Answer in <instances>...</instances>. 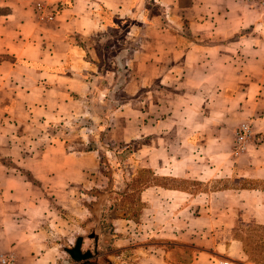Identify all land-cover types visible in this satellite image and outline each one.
<instances>
[{"label":"crops","instance_id":"0c3cea01","mask_svg":"<svg viewBox=\"0 0 264 264\" xmlns=\"http://www.w3.org/2000/svg\"><path fill=\"white\" fill-rule=\"evenodd\" d=\"M37 1L59 7L52 21ZM0 7V255L75 264L85 221L112 264H264V14L239 0Z\"/></svg>","mask_w":264,"mask_h":264},{"label":"built area","instance_id":"2783aa9c","mask_svg":"<svg viewBox=\"0 0 264 264\" xmlns=\"http://www.w3.org/2000/svg\"><path fill=\"white\" fill-rule=\"evenodd\" d=\"M251 6L260 14H264V0H239ZM58 6L46 4L43 1H37L35 4V11L40 21H52ZM251 135L250 127L247 124H241L236 131V144L238 150L244 148V144L248 137ZM222 264H230L227 260L221 262ZM0 264H16L15 256L12 253H6L0 255Z\"/></svg>","mask_w":264,"mask_h":264},{"label":"rangeland","instance_id":"374dc122","mask_svg":"<svg viewBox=\"0 0 264 264\" xmlns=\"http://www.w3.org/2000/svg\"><path fill=\"white\" fill-rule=\"evenodd\" d=\"M7 10H8V8H6V7H0V15L1 14H4V13H6L7 12ZM98 189H100L101 191L102 190H104L105 189V187L104 188H102V187H100V188H98ZM92 197V198H91ZM89 196V199H91L92 201H101L100 199H98V197H95L94 195L93 196ZM103 200V202H104V209H108L109 207H112V206H114V205H116L118 202L117 201H115V200H111V199H109V201L108 202H106L105 203V200L104 199H102ZM112 201V202H111ZM133 201V200H132ZM133 203H134V201H133ZM132 203V204H133ZM105 205H106V207H105ZM119 206H116L115 208L116 209H120L121 207H119ZM136 207V206H135ZM105 213V212H104ZM104 213H103V215H102V217H101V223H102V231H109V232H112V230H110V222H108V220H104ZM89 224V229L87 230V231H85V232H82L81 233V236L83 237V238H85V241H84V244L82 245V247H81V251H82V253H85V251H90V257H89V261H90V263L91 264H112V262L109 260V259H107L105 256H106V254H107V252L109 251V249L108 248H105V246H102V245H100L99 247H95V245H94V242H93V240H89L88 239V234H89V232H90V230H95V232L97 233V235L98 234H102L103 232H99V228H97L96 229V227H93L92 225V222H88V223H86L85 221H82V223H81V226L83 227V226H86V225H88ZM92 227H93V229H92ZM84 228V227H83ZM99 232V233H98ZM80 235V234H79ZM74 244H75V241H73V243H68V245L70 246V247H67L68 249H71V248H73V246H74ZM96 250V251H95ZM96 252V254H95V252ZM67 253V252H66ZM68 254V253H67ZM68 257H69V259H72L71 257H70V255L68 254ZM91 257H92V259H91ZM88 260V259H87ZM71 263H72V261L73 262H75V264H80L81 263V261H75V260H73L72 259V261L71 260H69ZM69 262V263H70Z\"/></svg>","mask_w":264,"mask_h":264},{"label":"water","instance_id":"95a60500","mask_svg":"<svg viewBox=\"0 0 264 264\" xmlns=\"http://www.w3.org/2000/svg\"><path fill=\"white\" fill-rule=\"evenodd\" d=\"M81 243L82 239L78 238L71 249H66L67 253L70 255V257L75 261H82L87 260L90 257V252H81ZM84 264V263H83Z\"/></svg>","mask_w":264,"mask_h":264},{"label":"flooded vegetation","instance_id":"af4514ba","mask_svg":"<svg viewBox=\"0 0 264 264\" xmlns=\"http://www.w3.org/2000/svg\"><path fill=\"white\" fill-rule=\"evenodd\" d=\"M89 260H90L89 258H88V260H82L80 264H83V263L84 264H91Z\"/></svg>","mask_w":264,"mask_h":264}]
</instances>
